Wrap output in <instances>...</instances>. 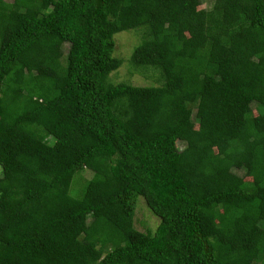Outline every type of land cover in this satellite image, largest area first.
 Returning <instances> with one entry per match:
<instances>
[{
    "label": "trees",
    "instance_id": "trees-1",
    "mask_svg": "<svg viewBox=\"0 0 264 264\" xmlns=\"http://www.w3.org/2000/svg\"><path fill=\"white\" fill-rule=\"evenodd\" d=\"M200 7L0 0V264H264V0Z\"/></svg>",
    "mask_w": 264,
    "mask_h": 264
},
{
    "label": "rangeland",
    "instance_id": "rangeland-1",
    "mask_svg": "<svg viewBox=\"0 0 264 264\" xmlns=\"http://www.w3.org/2000/svg\"><path fill=\"white\" fill-rule=\"evenodd\" d=\"M214 0H201V9L210 10L213 6ZM117 50L115 53V57L122 60V68L115 74L111 75V79L115 82L125 81L136 87H146L151 85L152 74H145L141 69L135 70L129 62V58L133 52V49L139 43V37L136 34H132L130 32L120 33L115 36ZM67 48V47H66ZM154 76V74H153ZM193 121L195 122V112H193L192 116ZM174 146L183 150L184 144L178 141L174 142ZM2 170L0 168V177ZM239 176H242L241 173H238ZM91 178V174L87 171L81 173L76 178V184L74 189L80 190L82 186H85L87 180ZM140 200V199H139ZM141 201V200H140ZM139 201V204L135 211V228L140 232H145L144 226L140 224V222L145 221L151 228H154L158 221L155 220L150 213L147 212L145 205ZM155 229V228H154ZM155 231V230H154Z\"/></svg>",
    "mask_w": 264,
    "mask_h": 264
}]
</instances>
